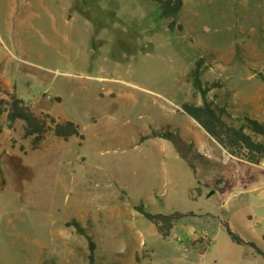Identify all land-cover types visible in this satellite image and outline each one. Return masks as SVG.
I'll return each instance as SVG.
<instances>
[{
	"label": "rangeland",
	"instance_id": "374dc122",
	"mask_svg": "<svg viewBox=\"0 0 264 264\" xmlns=\"http://www.w3.org/2000/svg\"><path fill=\"white\" fill-rule=\"evenodd\" d=\"M169 22L151 0H0V100L16 86L83 135L50 132L33 150L24 123L0 117V264H89L72 220L97 264H188L181 244L225 233L219 219L245 239L264 235V199L252 197L264 162L231 156L181 109L201 104L186 77L204 57L210 100L264 123V0H184L183 30ZM137 205L200 216L166 243Z\"/></svg>",
	"mask_w": 264,
	"mask_h": 264
},
{
	"label": "trees",
	"instance_id": "16d2710c",
	"mask_svg": "<svg viewBox=\"0 0 264 264\" xmlns=\"http://www.w3.org/2000/svg\"><path fill=\"white\" fill-rule=\"evenodd\" d=\"M158 6L159 17L169 19L168 28L170 31H182L183 25L180 23V16L184 7V0H151ZM1 67V61H0ZM206 59L199 58L194 67L187 74V82L192 89L201 97V104L184 102L182 111L193 119L211 138H213L231 156L240 160L259 165L264 162V141L257 138L264 135V123L250 118H233L223 107L217 106L209 98L210 91L216 86H210L203 81L206 70ZM0 90L2 82L0 80ZM8 99L0 100V117L7 114L6 125L13 128L17 121H22L23 138L31 140L33 150L39 148L46 135L52 132L55 136L69 140L72 137L83 139L79 125L73 121H58L47 112H37L32 105L16 93H7ZM4 123L0 121V133L4 130ZM153 137L168 139L169 133H155ZM135 209L146 219L154 223L159 233L164 237H169L175 226L183 219L197 217V213L175 211L170 214H153L143 205H137ZM221 225L229 237L237 244L248 245L256 253L264 257V251L255 243L246 241L238 233L234 232L226 220L221 221ZM72 226L77 233L86 237L88 241V262L97 264L95 251L97 248L87 229L76 220L67 223ZM202 240V239H201ZM113 264V263H112Z\"/></svg>",
	"mask_w": 264,
	"mask_h": 264
},
{
	"label": "crops",
	"instance_id": "0c3cea01",
	"mask_svg": "<svg viewBox=\"0 0 264 264\" xmlns=\"http://www.w3.org/2000/svg\"><path fill=\"white\" fill-rule=\"evenodd\" d=\"M2 64L3 63L1 61L0 70H2ZM0 80L2 82V88H3L4 80L2 79L1 76H0ZM9 91L10 92L8 93H16L17 87L13 86V88H10ZM252 197L256 199L258 198L264 199V187L255 190ZM205 215L211 216V213H206ZM198 216L200 215L197 213V217ZM245 217H247L249 221H253L252 219L254 216L251 215L248 217V212H247ZM221 221L222 220L219 219V223H218L219 228H221L223 232H225V230L221 225ZM205 232H207L208 235L206 236L204 235V238L200 241L194 240V244L189 247V250H183L184 247L181 244L180 247H181L182 255H185L186 253L189 257L188 264H264V257L262 255L256 253V251L248 245H241L235 243L234 241H232V239L229 237V235L226 232L214 235L213 232H211L210 228H208V230ZM160 238L163 242L166 243H171L174 241L178 242V239L176 237H173V234H171L167 238H164L160 234L159 239ZM245 240L255 243L261 250L264 251V235L258 237H251L250 239L246 238ZM180 242L184 243L185 240ZM176 247L177 249L180 248L178 245ZM145 261H150V260L144 259L141 262H145ZM141 262H138L136 264H141Z\"/></svg>",
	"mask_w": 264,
	"mask_h": 264
}]
</instances>
